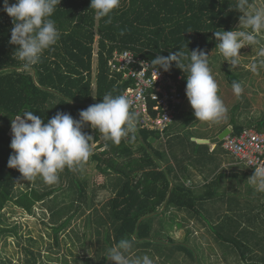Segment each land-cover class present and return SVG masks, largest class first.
I'll return each instance as SVG.
<instances>
[{
    "label": "trees",
    "instance_id": "obj_1",
    "mask_svg": "<svg viewBox=\"0 0 264 264\" xmlns=\"http://www.w3.org/2000/svg\"><path fill=\"white\" fill-rule=\"evenodd\" d=\"M255 1L249 0V4L253 6ZM236 3L237 0H121L111 23H106L107 17L97 18L90 8L91 0H61L51 17L61 38L53 50L45 51L39 64L26 71L23 62L13 54L17 47L9 43L13 21L2 10L4 0H0V236L18 234L17 226H1L9 204L34 214L37 203L43 202L50 210L51 229L58 246L61 233L68 229L76 214L82 208L91 209L84 235L74 230L85 254L77 255L73 264H114L106 257L121 239L134 241V256L147 254L153 261L160 258L163 264H207L200 259L202 242H190L189 237L180 242L165 236L166 230L175 226L173 210H179L202 220L219 247L224 250L225 246L231 247L239 261L264 264V257L261 263L255 262L257 256H264V196L248 209L247 203H242L235 194H228L237 188L226 179L227 168L222 166L224 157L219 151L230 154L223 147L224 139L213 144L214 151L212 143L193 139L188 134L189 128L201 122L194 111L181 112L182 105L178 106L176 118L163 130L150 129L138 115L135 139L130 134L119 145L103 140L98 130L85 124L82 131L92 136V155L87 164L96 169L90 178H84V169L65 168L60 173L59 187L38 177L24 191L20 189V184L26 181L22 174L8 167L13 153L11 119L31 111L45 123L57 112L79 120L80 111L102 102L104 95L123 94L134 81L125 80L122 73H113L109 62L117 53L130 50L151 62L158 55L168 56L179 50L190 57V51L200 49L210 55V62L219 43L214 32L238 28L242 13L234 9ZM222 68L231 85L233 81L243 85L250 72L240 71L239 67L235 71L225 65ZM166 73L175 79L183 76L182 83L186 86L188 72H183L175 62ZM229 114L230 122L213 137L226 127L232 129L231 135H240L246 129L264 131V110L256 115L244 95ZM174 127L182 132L174 135ZM237 162L240 163L239 159ZM197 174L203 181L198 190V182L193 181ZM65 177L72 202L62 205L64 198L59 201L50 197L63 187L60 184ZM104 190L114 196L103 207V215L95 207V200L98 192ZM176 225L182 226V222ZM93 235L98 248L91 256ZM28 240L34 241L31 237ZM27 251L34 261L28 258L26 262L38 264L37 254ZM64 258L69 263L66 255Z\"/></svg>",
    "mask_w": 264,
    "mask_h": 264
},
{
    "label": "clouds",
    "instance_id": "obj_2",
    "mask_svg": "<svg viewBox=\"0 0 264 264\" xmlns=\"http://www.w3.org/2000/svg\"><path fill=\"white\" fill-rule=\"evenodd\" d=\"M61 0H4L3 11L12 18L13 27L9 43L17 46L14 55L22 63L24 70L31 71L41 62L45 51H51L61 38V32L51 18ZM121 0H91L90 8L95 10L97 18H105L111 23L114 10L120 7ZM239 10L240 24L230 31H215L219 42L217 47L232 68L240 66V50L252 46L256 50L259 37L264 36V7L252 9L249 0H237L235 8ZM190 57L182 51L168 56L158 55L152 65L167 72L173 62L187 71L186 95L197 120L209 124H221L228 119V108L218 95V84L209 66V56L205 51H190ZM258 57H264V47L257 51ZM185 60L189 62L184 63ZM264 67V59L259 60ZM257 71V64L251 66ZM232 90L237 97L243 94L242 84L232 83ZM131 101L124 95L113 96L108 93L102 102L89 106L79 113L80 119L71 114L57 112L45 123L40 116L25 111L22 116L11 119L13 153L8 160V167L17 169L22 179L33 181L41 178L48 185L59 183L60 173L65 168L83 171L92 155V136L82 128L90 124L98 130L105 140L119 145L122 140L135 139L139 124L138 113L130 110ZM255 191L264 193V165L255 166L254 174L248 179ZM134 241L121 239L108 251L107 259L114 264H153L147 255H133Z\"/></svg>",
    "mask_w": 264,
    "mask_h": 264
},
{
    "label": "rangeland",
    "instance_id": "obj_3",
    "mask_svg": "<svg viewBox=\"0 0 264 264\" xmlns=\"http://www.w3.org/2000/svg\"><path fill=\"white\" fill-rule=\"evenodd\" d=\"M258 7H264V0H256L255 4L252 6V9ZM259 40L260 43L257 45L256 50H253L252 46H245L240 50V54L242 56L240 66H238L241 69L240 71H250L249 74L244 78L245 83L242 85L244 89L242 95H244L249 100L250 109L256 113V115L264 110V67L259 65V60L264 59V57H258L257 55L258 49L260 47H264V36L259 37ZM254 63L257 64L256 72L251 70V66ZM224 65L228 70L231 69L229 63L225 61V58L219 52V49H217V51L213 53L209 66L211 73L218 84V95L228 108V119L221 124H209L208 122L202 121H200L201 123H195V125L189 128L188 131V134L193 135V139L196 137L214 136L213 134L222 129V126L230 122V110L239 102V100H241V96L237 97L232 90V85L227 78L224 68H222ZM234 69L235 67L231 70ZM181 107V112L194 110L191 107L188 98H185ZM176 123L178 126V122ZM205 123L208 125L206 126ZM173 131L174 135H179V133L182 132V130L178 131L175 127L172 128V132ZM102 139L104 140L103 136ZM214 146L216 147V145H213L212 147ZM227 156L228 163L225 166L229 167L231 165H237L241 169L246 167L244 163H237V159L234 156L230 154ZM240 168H234L233 171H231L230 168L227 169L232 177L238 173ZM95 172L96 169L94 165L86 164L84 166V178H90ZM232 178H234V181L231 183V186H233V188H237V190L234 189V192L232 191L228 194H235V197L239 198L242 203H247L245 204V207L248 209H251L253 206H255L259 199L264 196L263 193H258L255 191L254 186L249 182L248 179L240 180L237 178V176ZM66 180L67 179L65 177V179L60 184V186L63 187L53 193L50 197V199L59 201L64 198L65 200L61 201L62 205H67L72 202V199L69 195L71 190L69 188V183L66 182ZM193 181H197L198 184H200V187L201 184H203L202 176L200 174H197ZM187 183L188 185H191L192 182L188 181ZM33 185V181L28 184V181L26 180L20 184V189L25 191L28 189V186ZM53 187L57 188L59 185L55 184ZM112 196L114 195L108 190L98 192V196L95 200V207L99 209V213L103 215L105 214L103 207ZM84 209L85 208H82V210L76 214V216L72 219L68 229L61 233L60 246H58L56 244L54 231L51 229V213L46 204H43V202L37 203V212L34 214L27 212L15 204H9L4 211L3 218L1 220V226L6 228L17 226L16 232H18V234L7 233L0 236V264H30L26 262L27 259L29 258V260L31 259L33 261L34 259L31 253L27 251L28 249L33 250L35 254H37L36 258L38 260V264L43 262H45V264H73L74 258L77 255L83 257L85 254V250L81 246L80 240L77 239L76 234L74 233V230H76L81 236H83L86 232L87 216L91 209L86 208V211H84ZM173 214L176 216L175 226L169 230H166L165 236H170L175 241L180 242L188 237L190 238V242H202L201 247L203 250H201V262L204 263L206 261L207 264H210L211 261H216L218 264H246L245 261H239L236 258V254L233 253L234 251L231 250V247L225 246V250L219 247L220 245L216 242L215 238H213L212 234L208 232V229L206 228L207 225H205L202 220H199L198 218L193 219L190 217V214L185 211L173 210ZM180 221L182 222V226L176 225L179 224ZM30 237L34 239L32 243L28 240ZM91 240L90 255L94 256V253L98 248L96 236L93 235ZM39 252L41 253V256L38 255ZM64 255H66L69 263L65 262ZM181 263L182 262L179 264ZM153 264H163V260L160 258L154 259Z\"/></svg>",
    "mask_w": 264,
    "mask_h": 264
},
{
    "label": "built area",
    "instance_id": "obj_4",
    "mask_svg": "<svg viewBox=\"0 0 264 264\" xmlns=\"http://www.w3.org/2000/svg\"><path fill=\"white\" fill-rule=\"evenodd\" d=\"M109 63L113 73H122L125 80L134 81L123 94L130 99L131 110L138 113L143 124L163 130L176 118L178 106L187 98L183 76L172 78L130 50L117 53ZM223 147L252 169L264 165V131L246 129L240 135L229 134Z\"/></svg>",
    "mask_w": 264,
    "mask_h": 264
},
{
    "label": "crops",
    "instance_id": "obj_5",
    "mask_svg": "<svg viewBox=\"0 0 264 264\" xmlns=\"http://www.w3.org/2000/svg\"><path fill=\"white\" fill-rule=\"evenodd\" d=\"M194 111V110H193ZM211 139V138H214L213 136H211V137H209V138H200V137H196L195 138V140H197L198 141V139ZM199 142V141H198ZM200 143V142H199ZM213 145V144H212ZM211 151H214V148L212 147V149H211ZM219 153L221 154V155H223V157H224V162H223V164H222V166L226 169V168H230V170L231 171H233V169L234 168H240L239 166H237V165H233L232 167L231 166H229V167H227V166H225L228 162V159H226L228 156L227 155H225L224 153H222V151H219ZM218 153V154H219ZM217 154V153H216ZM217 154V155H218ZM238 163V162H237ZM252 172H254V170L252 169L251 170V168H249L248 166H246L245 168H240L239 170H238V173L237 174H235V175H233L232 177H234V176H237V178L238 179H240V180H243V179H249L254 173H252ZM227 174H228V177L229 178H227L226 177V179L229 181V182H233L234 181V178H232L231 177V174L228 172V169H227ZM244 174H249V175H247V176H243ZM234 185V184H233ZM201 186H202V184H201ZM196 188H197V190L200 188V184H197L196 185ZM243 211H247V209H244L243 208ZM249 244V243H248ZM250 244H252V243H250ZM253 245V244H252ZM256 250L257 251H260L259 249H257L256 248ZM262 257H264V256H262V255H259V256H257V259H256V263H261L262 262V260H261V258ZM248 262H246V264H247Z\"/></svg>",
    "mask_w": 264,
    "mask_h": 264
},
{
    "label": "water",
    "instance_id": "obj_6",
    "mask_svg": "<svg viewBox=\"0 0 264 264\" xmlns=\"http://www.w3.org/2000/svg\"><path fill=\"white\" fill-rule=\"evenodd\" d=\"M231 132H232V129L230 127H226L219 133L217 137H214L211 139H198V141L200 143L216 144V143H219L221 140L225 139Z\"/></svg>",
    "mask_w": 264,
    "mask_h": 264
}]
</instances>
